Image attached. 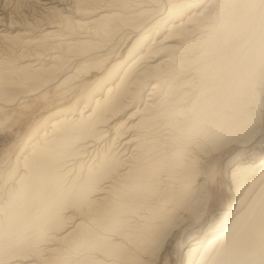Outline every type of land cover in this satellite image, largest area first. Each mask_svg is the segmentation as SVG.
I'll list each match as a JSON object with an SVG mask.
<instances>
[{
    "label": "bare ground",
    "instance_id": "1",
    "mask_svg": "<svg viewBox=\"0 0 264 264\" xmlns=\"http://www.w3.org/2000/svg\"><path fill=\"white\" fill-rule=\"evenodd\" d=\"M126 30L125 56L1 172L0 264H156L192 219L181 264H264V160H236L264 138V0H0V110L106 63ZM226 149L230 205L198 239Z\"/></svg>",
    "mask_w": 264,
    "mask_h": 264
},
{
    "label": "rangeland",
    "instance_id": "2",
    "mask_svg": "<svg viewBox=\"0 0 264 264\" xmlns=\"http://www.w3.org/2000/svg\"><path fill=\"white\" fill-rule=\"evenodd\" d=\"M10 8H14L17 14L20 15V17H17V20L21 21L22 23L31 21V19L37 15L34 10L27 6L22 7L17 4H12ZM77 19L83 22L89 20L84 16L78 17ZM19 30L20 28H18L16 31ZM126 31L127 32H124L123 39H121L118 43L115 42V44L112 45V47L108 50V53H110V55H108L110 56L109 61L105 63L103 62L104 57H101L97 60H92L85 63L81 66V68H79L83 69V71H78L80 73L79 79L59 87L54 85L50 86L47 90L34 97H23V94L29 90H27L29 87H26V89L22 88L21 90L18 89L14 95L12 94L10 96L7 95L2 97L4 102L8 105L3 106L0 110V183L2 181L1 172H5L7 169L13 167L16 157L26 143L32 129L41 122H44L53 113L65 108L71 101L75 99L76 96H78V94H81L80 91L84 92L87 89H90V87L94 85L96 80L102 76V73L107 68H110L113 63L125 56L127 49L134 41V38L132 39V37L127 39L132 35L128 33V30ZM93 63L96 66H94ZM87 66H90V69ZM57 75H60V71L57 73ZM75 86L76 88L74 90L65 93L66 90ZM63 92L65 95H62L64 94ZM128 115L129 114H126L125 118H127ZM261 130L264 131V124L261 125ZM232 151L233 149H226L221 152V154L214 155V157H212L210 161L207 162V167H209L207 172L210 173V177H208L210 182H208L212 187L213 195L208 201V203L210 202L209 204L207 203L206 205L203 204L202 207L200 206V209H204L200 210L202 212H199V220H201V222L210 220V224L202 233H198L199 235L196 236L198 239L206 240L209 236L219 231L223 227V225L220 226L221 218L219 215L215 216L214 218H211V216L218 210H226L230 205H228V194L223 186V172L225 162L229 158V155L232 153ZM236 160L246 163H257L261 160H264V138L253 147H250L244 153L238 155ZM197 220L198 219H192L185 225H182L173 231V233L167 239L164 249L161 252L160 258L156 264H181L180 240L182 239L184 231L187 229H192L195 226V222Z\"/></svg>",
    "mask_w": 264,
    "mask_h": 264
}]
</instances>
